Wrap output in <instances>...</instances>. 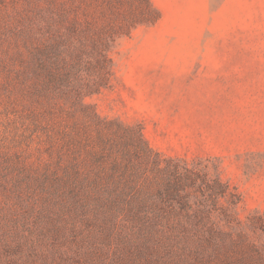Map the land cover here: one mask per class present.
Instances as JSON below:
<instances>
[{
	"label": "trees",
	"instance_id": "obj_1",
	"mask_svg": "<svg viewBox=\"0 0 264 264\" xmlns=\"http://www.w3.org/2000/svg\"><path fill=\"white\" fill-rule=\"evenodd\" d=\"M160 18L151 0L0 8V264H255L219 172L87 101L116 39Z\"/></svg>",
	"mask_w": 264,
	"mask_h": 264
},
{
	"label": "rangeland",
	"instance_id": "obj_2",
	"mask_svg": "<svg viewBox=\"0 0 264 264\" xmlns=\"http://www.w3.org/2000/svg\"><path fill=\"white\" fill-rule=\"evenodd\" d=\"M151 1L161 18L116 39L112 84L87 101L140 125L165 154L219 172L264 264V0Z\"/></svg>",
	"mask_w": 264,
	"mask_h": 264
}]
</instances>
